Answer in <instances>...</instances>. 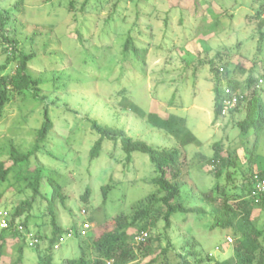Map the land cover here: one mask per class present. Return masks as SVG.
<instances>
[{"label":"rangeland","instance_id":"374dc122","mask_svg":"<svg viewBox=\"0 0 264 264\" xmlns=\"http://www.w3.org/2000/svg\"><path fill=\"white\" fill-rule=\"evenodd\" d=\"M17 1L0 0V6H10ZM193 1L23 0L22 10L15 12L22 24L19 36L28 40L35 34L33 47L43 55L30 63L32 70L43 78L42 92L53 100L57 99L50 105L55 137L49 146H55L57 142L71 147L66 163L60 169L64 174V191L69 197L66 206L58 204L57 221L63 229L73 226V233L65 236L66 241L54 250V263L61 264L64 259L81 255L77 231L90 216L95 217L91 221L92 229L119 215L131 216L137 201L156 189L153 183L145 180L155 175L154 166L146 154L136 152L134 160L126 164L124 152L118 147L114 149L112 141H105L101 155L90 159L89 150L97 136L82 120L86 116L123 128L128 135L150 144L180 149L183 163L180 180L184 182L185 196L189 200L187 206L203 207L206 211L205 214H189L187 221L176 218L174 229L170 231L173 246L166 252L171 264L181 261L178 253H185L186 238L192 240V248L197 252L196 257H189L190 264H222L232 257L235 243L232 230L210 228L214 209L205 197L207 194L211 196L217 181L206 159L215 152L218 141L222 142L223 155L235 152L243 158L242 141L248 137V142L252 143L254 135L251 132L242 134L234 123L241 114L231 117L228 110L219 120H214L213 73L207 62L215 56L217 49L227 48L233 49L234 61L241 58L249 66L255 60L264 68V40L258 47L259 19L255 17L264 0H199L201 6L210 5L202 18H195ZM208 11L214 17L220 14L223 27L215 29ZM211 26L213 31L204 37ZM76 28L81 29L82 39L77 37ZM130 31L139 46L148 47L145 62L136 61L131 54L123 60L121 50ZM237 46L242 55H235ZM27 48H30L29 44ZM1 50L0 44L2 64L7 53ZM185 60L195 63L185 70ZM199 60L205 63L198 70ZM123 87L126 88L124 93L121 91ZM123 96L128 100L124 101ZM129 101L146 112L154 111L165 117L173 113L185 121H179L166 131L132 110ZM43 112V103L32 112L22 110L18 101L8 104L0 117V145L8 144L11 139L16 143L29 142L31 131L40 127L44 120ZM184 125L199 140L185 148L175 137L177 129ZM57 150L60 152L61 149L58 147ZM258 152L261 167L264 164V129L260 134ZM7 158V155L1 157L5 161ZM40 160L45 164L56 163L51 157H41ZM229 169L233 171V179H227L225 171L219 184L231 195L240 194L245 181L243 169L232 165ZM107 183L112 185V190L104 203L101 186ZM7 185L5 182L0 186V209L10 214L25 195ZM87 187L91 191L85 203L81 195ZM237 200L232 197L231 202ZM221 201L220 197L216 203ZM45 208L46 201L37 199L31 212L34 215L29 220L31 234L41 229L44 235H51L49 223L43 227L39 225L49 220V217H40ZM252 219L264 227V209L254 208ZM162 227L163 223H159L149 235H160ZM135 231L130 229L129 232ZM34 239L32 235L27 236L23 262L18 264H40ZM20 242L17 236H7L0 264H11L16 259L15 245ZM154 242L157 248L152 247L153 250L146 245L150 253L139 259V264H147L162 254V248L167 246L164 238ZM40 243L44 250L47 244ZM91 243V239L86 243L88 253L91 252ZM45 253L47 251L42 252ZM163 261L164 256L153 264Z\"/></svg>","mask_w":264,"mask_h":264},{"label":"trees","instance_id":"16d2710c","mask_svg":"<svg viewBox=\"0 0 264 264\" xmlns=\"http://www.w3.org/2000/svg\"><path fill=\"white\" fill-rule=\"evenodd\" d=\"M22 2L23 0H18L13 5L0 6L1 52L7 53L6 61L0 63V117L8 104L18 101L20 108L27 112L34 111L37 105L43 103L44 120L40 127L31 131L32 139L29 142L16 143L14 139H11L8 144L0 145V186L8 182L7 187L12 186L19 194L25 195L8 214L9 226L0 231V257L4 254L7 236H17L21 242L15 245L18 254L11 264L22 263L27 236L32 235L38 240L34 247L38 249L41 261L39 263L56 264L54 263V246L63 235L69 233V229H63L58 224L57 218L58 204L66 206L69 197L64 191V174L60 169L65 165L71 147L57 142L55 146H49L55 137L50 105L56 103L57 99L53 100L49 94L42 92L43 78L30 67V63L36 62L43 55H40L33 47L35 34L28 40L19 36L22 24L18 22L19 19L15 12L22 10ZM192 5H195V18H202L204 11L210 8V5L207 4L201 6L199 0H194ZM263 11L264 3L256 11L255 16L259 19L258 47L264 40ZM208 12L211 19L214 20L212 22L215 29L222 26L223 20L220 19V14L214 17L210 14L211 11ZM181 22L183 21L181 20ZM208 30L210 31H206L204 37H208L213 31L212 26ZM75 32L77 37L82 39L81 29L76 28ZM124 40L121 50L123 60L131 54L136 61L145 62L148 47L139 46L131 31L128 32ZM28 44L30 45L29 49L27 48ZM235 55H242L238 46ZM232 57L233 49L224 48L223 50L220 48L217 49L215 56L207 62L213 73L211 80L215 99L214 120H219L224 115L222 101L225 89L229 88L233 94L238 96L237 105L230 109L231 117L234 114H241L240 119L234 123L242 134L253 133L254 139L252 143L248 142V137L242 141L243 158L235 152L223 155L221 152L222 142L215 143V152L206 160L217 182L211 196L207 194L205 199L214 209L210 228L220 231L230 229L235 238L233 255L222 264H264V227L256 224L252 219L254 208L264 209V192L256 191L253 185L256 175L261 179L264 178V164L261 167L258 165L260 134L264 129V86L262 84L264 83V68L262 65H258L255 60L247 66L241 58L234 61ZM185 61V70L195 63L193 60ZM222 62L225 63L222 64ZM204 63L203 60H199V66L196 69L199 70ZM121 67L124 70V66ZM243 75L246 77L240 78ZM61 77L58 76V78ZM260 80L263 82L260 83ZM125 90L126 88L123 87L122 93ZM174 96L175 94L172 98ZM123 100H128V97L123 96ZM171 101L170 99L169 102L171 103ZM128 104L132 110L140 116L146 117L154 126L166 131H170L176 123L184 120L173 113L165 117L154 111L146 112L132 101H129ZM82 120L86 121L93 134L97 136L89 150L91 160L101 155L105 141H112L114 149L118 147L124 152L126 164H130L134 160V153L146 154L154 166L155 175L145 180L153 183L156 189L137 201L131 216L119 215L105 223H99L95 228H91L85 236L77 231L78 245L82 253L78 257L64 259L65 261L61 264H139L138 260L150 253L148 249L157 248L154 240L161 241V238L166 239L167 246L162 248V254L155 256L147 264H153L162 256H164V261L160 264H171L166 252L173 246L170 231L174 229L176 218L181 217L183 221H187L189 214H205L206 211L203 207L187 206L189 200L185 196L184 182L180 180L183 175L180 149L150 144L145 140L128 135L123 128L102 123L89 116ZM175 137L183 148L191 143L199 142L196 135L185 125L177 129ZM58 147L65 151L58 152ZM110 154L112 155L113 152ZM4 155L8 156L9 165H7V161L1 159ZM41 157H51L56 163L45 164L41 162ZM231 165L243 169L245 181L240 194L231 195L225 187L221 188L219 184L225 171L226 178L233 179V171L229 169ZM111 190L110 183L101 186L104 203L107 202ZM90 191V188L87 187L85 193L81 195L83 202L88 201ZM1 195L2 193H0V197ZM220 197L222 201L217 204ZM232 197L238 198L236 203L231 202ZM37 199L46 201V208L40 217H49V220H44L39 225L43 227L49 223L52 227L50 236L44 235L41 229H38L35 234H31L29 220L34 215L31 212ZM88 220L94 221L95 217L90 216ZM159 223H163L162 233L151 237L150 231L158 227ZM70 229H73V226ZM94 229L96 230L91 232ZM130 229H136V231L131 234ZM144 233L147 234L146 237L141 240L136 239L137 236H143ZM89 239L92 242L90 253L85 248ZM40 241L47 244L44 250L41 249ZM146 245L150 248H147ZM192 247V240L186 238V243L183 246L185 253H178L181 261L176 264H190L189 257L197 256V252ZM43 251H47V253L43 255Z\"/></svg>","mask_w":264,"mask_h":264},{"label":"built area","instance_id":"2783aa9c","mask_svg":"<svg viewBox=\"0 0 264 264\" xmlns=\"http://www.w3.org/2000/svg\"><path fill=\"white\" fill-rule=\"evenodd\" d=\"M262 82L263 81L260 80V83H262ZM222 102H223V106H224L223 114H225L228 110L234 108L237 105V103H238V96L235 95V94H233L232 91L229 88H226L225 89V96H224ZM253 185H254L256 191H258V192H264V178L261 179V178H259L256 175L254 177ZM0 224L2 226V229L9 226V217H8V213H7L6 210L0 209ZM91 227H92L91 222L89 220H86L83 223V226L79 229L80 234L82 236H85L87 234V232L91 229ZM69 232H70L69 234H72V230H70ZM146 236H147V234L144 233L143 236H137L136 239L137 240H141V239H143ZM228 239L230 241H232V239L230 237H228ZM34 242L35 243L38 242L37 238L34 239ZM62 242H64V237H61L59 239V241L55 244V246H54L55 249H57Z\"/></svg>","mask_w":264,"mask_h":264},{"label":"clouds","instance_id":"9594fccd","mask_svg":"<svg viewBox=\"0 0 264 264\" xmlns=\"http://www.w3.org/2000/svg\"><path fill=\"white\" fill-rule=\"evenodd\" d=\"M70 230H72V233H73V229H69V231H70ZM78 230H79V228H78ZM79 232H80V231H79ZM69 233H70V232H69ZM69 233L66 234V235H63V236H62V237H64V242L66 241V237H65V236H70V235H72V234H69ZM62 243H63V242H62ZM62 243H61V244H62ZM54 250H56L55 247H54Z\"/></svg>","mask_w":264,"mask_h":264}]
</instances>
